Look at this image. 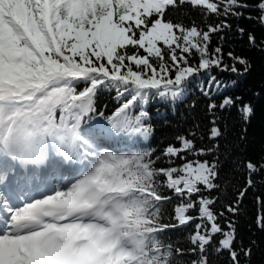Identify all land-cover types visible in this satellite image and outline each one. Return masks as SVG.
Wrapping results in <instances>:
<instances>
[{
    "label": "snow or ice",
    "instance_id": "obj_1",
    "mask_svg": "<svg viewBox=\"0 0 264 264\" xmlns=\"http://www.w3.org/2000/svg\"><path fill=\"white\" fill-rule=\"evenodd\" d=\"M178 2L199 8L203 24L166 19ZM245 10L264 25V0H0V264H209L215 237L213 251L240 264L235 221L205 195L219 171L202 158L218 145L197 148L194 131L159 148L144 142L152 99L175 102L198 84L210 112L242 100H212L235 85L212 70L241 75L236 65L249 61L229 51L225 63V37L211 41ZM104 92L118 105L108 116L96 107ZM240 111L246 120L253 110ZM244 167L251 187L264 164ZM188 225L187 251L162 235Z\"/></svg>",
    "mask_w": 264,
    "mask_h": 264
},
{
    "label": "trees",
    "instance_id": "obj_2",
    "mask_svg": "<svg viewBox=\"0 0 264 264\" xmlns=\"http://www.w3.org/2000/svg\"><path fill=\"white\" fill-rule=\"evenodd\" d=\"M249 4H254L256 0H247ZM248 15L257 16L256 12L245 10L244 17L228 18L231 29L225 30L213 36L212 46L217 44V35H223L225 39L220 41L224 46V62L231 64L227 58V53L233 51L238 57L246 58L249 61L247 71L243 66L237 64L241 75L231 72H218L212 70V74L225 82L235 81L233 87L226 88L212 96V100L219 106L225 96L233 99L241 97L234 106L221 109L217 107L210 112L208 109L209 99L201 95L198 90L199 85L193 84L185 93L184 97L172 102L161 101L159 99L150 100L147 105L149 115L153 117L151 123L154 134L145 144L151 143L154 147L173 141L178 135L189 136L190 132H195L197 139L196 147L209 148L218 145L214 153L203 157L208 161L218 162L219 177L216 180L219 186L211 193L217 198L214 205L215 209L224 212V217L235 221L236 240L233 247L238 251L240 264H264V229L257 226L258 213L264 212V169H260L252 175V186L247 187L248 173L244 165L251 161L258 166L264 164V51L260 50L261 42H264V25L260 24L255 18L247 19ZM166 19L174 23L179 22L184 26H190L193 22L202 25L203 20L201 10L189 4L170 8ZM208 23H216L215 18H209ZM237 28H243L244 34L241 35ZM256 37V46L249 42V34ZM201 80L199 83H203ZM114 92H104L98 94L96 100L97 110H103L105 116L111 115L118 107L113 99ZM244 104L252 107V114L245 120L240 109ZM107 106L106 108L104 106ZM59 115V114H58ZM215 126L221 130V136L215 140L209 139V130ZM189 138H191L189 136ZM179 163V161H177ZM247 188L241 200H237L242 189ZM230 204H238L237 213L233 215L227 211ZM169 212L171 206H167ZM224 217L220 222L225 223ZM167 221L168 217H163ZM193 225L186 228H176L162 234L163 237L174 242L185 251L190 249L188 234L192 231ZM220 237H215L213 243L208 246L209 264H232L228 251L216 253L213 251L217 247L216 241ZM244 249H251V255L246 257L240 251V246ZM187 260L190 257H184Z\"/></svg>",
    "mask_w": 264,
    "mask_h": 264
},
{
    "label": "bare ground",
    "instance_id": "obj_3",
    "mask_svg": "<svg viewBox=\"0 0 264 264\" xmlns=\"http://www.w3.org/2000/svg\"><path fill=\"white\" fill-rule=\"evenodd\" d=\"M32 167H34L33 165H29V168H32ZM51 178V177H50ZM53 182H54V180H53Z\"/></svg>",
    "mask_w": 264,
    "mask_h": 264
},
{
    "label": "rangeland",
    "instance_id": "obj_4",
    "mask_svg": "<svg viewBox=\"0 0 264 264\" xmlns=\"http://www.w3.org/2000/svg\"><path fill=\"white\" fill-rule=\"evenodd\" d=\"M58 178V177H57ZM59 179V178H58ZM58 182V181H57Z\"/></svg>",
    "mask_w": 264,
    "mask_h": 264
}]
</instances>
